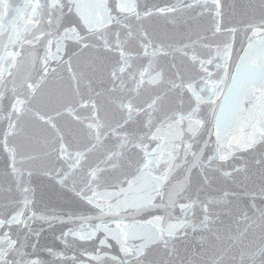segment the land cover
<instances>
[{
  "label": "water",
  "instance_id": "95a60500",
  "mask_svg": "<svg viewBox=\"0 0 264 264\" xmlns=\"http://www.w3.org/2000/svg\"><path fill=\"white\" fill-rule=\"evenodd\" d=\"M0 264H264V0H0Z\"/></svg>",
  "mask_w": 264,
  "mask_h": 264
}]
</instances>
